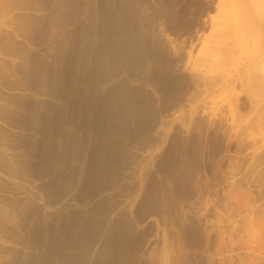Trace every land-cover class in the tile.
<instances>
[{
    "label": "rangeland",
    "instance_id": "obj_1",
    "mask_svg": "<svg viewBox=\"0 0 264 264\" xmlns=\"http://www.w3.org/2000/svg\"><path fill=\"white\" fill-rule=\"evenodd\" d=\"M0 264H264V0H0Z\"/></svg>",
    "mask_w": 264,
    "mask_h": 264
},
{
    "label": "bare ground",
    "instance_id": "obj_2",
    "mask_svg": "<svg viewBox=\"0 0 264 264\" xmlns=\"http://www.w3.org/2000/svg\"><path fill=\"white\" fill-rule=\"evenodd\" d=\"M262 1H260V3H261ZM263 5V3L261 4V6Z\"/></svg>",
    "mask_w": 264,
    "mask_h": 264
}]
</instances>
